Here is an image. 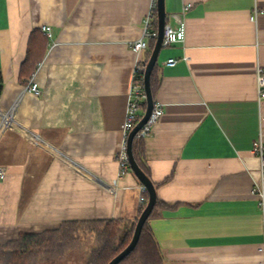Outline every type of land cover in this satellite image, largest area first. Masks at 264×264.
Returning <instances> with one entry per match:
<instances>
[{
    "label": "crops",
    "instance_id": "crops-1",
    "mask_svg": "<svg viewBox=\"0 0 264 264\" xmlns=\"http://www.w3.org/2000/svg\"><path fill=\"white\" fill-rule=\"evenodd\" d=\"M153 1L0 0V245L67 220L137 216L140 182L119 173L116 156L138 60L132 43ZM165 8L184 39L160 52L163 113L144 138L163 203L149 225L164 264H264V215L252 194L264 187L253 152L264 139V0ZM31 44L37 64L21 79ZM32 79L39 94L26 89Z\"/></svg>",
    "mask_w": 264,
    "mask_h": 264
},
{
    "label": "trees",
    "instance_id": "trees-1",
    "mask_svg": "<svg viewBox=\"0 0 264 264\" xmlns=\"http://www.w3.org/2000/svg\"><path fill=\"white\" fill-rule=\"evenodd\" d=\"M151 29L157 32L156 3L152 14ZM155 40L151 39L149 50L145 52L144 67L146 66ZM30 47L20 69L21 79L24 77L27 69L29 72H32L33 65L35 66L37 64L36 61L32 62V60L36 59L40 50L34 48L32 44ZM159 66V62L157 61L150 79L154 100L155 94L161 85ZM136 81L143 84L144 87V71L138 74ZM2 91L3 77L0 72V97ZM145 108L146 103L143 101L140 105L141 113L138 116L136 124L142 117ZM132 149L135 160L149 176L145 162L144 138L136 135L133 140ZM155 186L157 188L159 184L155 183ZM146 197L148 199V193ZM145 205L146 203L140 206L137 216L131 220H67L63 221L55 230L44 231L42 233H22L17 239L0 245V264L56 263L65 261L74 253L83 255V264H108L113 257L129 244L137 219ZM161 205L163 203L158 200L152 214L142 229L139 242L135 249L119 264H164L163 253L149 225V221L156 207Z\"/></svg>",
    "mask_w": 264,
    "mask_h": 264
},
{
    "label": "built area",
    "instance_id": "built-area-1",
    "mask_svg": "<svg viewBox=\"0 0 264 264\" xmlns=\"http://www.w3.org/2000/svg\"><path fill=\"white\" fill-rule=\"evenodd\" d=\"M155 0L153 1V5L151 7V10L147 14L145 20H144V27H143V33L139 39L134 41L132 43V48L135 51V53L138 55V60L135 65L134 70V79L130 87L128 100H127V106H126V115L125 120L123 123V143H122V149L117 154L116 158L119 164L120 174H123L130 169L129 161H128V155L126 152L127 147V139L130 131L134 128L136 125V121L138 119L140 111V105L143 101H145V91L143 84L136 81V77L140 72H143L144 67V58L143 54L149 50L150 41L151 39L157 38V32L153 31L151 29V22H152V14L153 9L155 8ZM258 15L257 6L255 7V13L252 17V19H256V16ZM171 18L179 21L180 15L179 14H172ZM43 30L46 31L50 35L51 28L50 27H43ZM184 39V30L175 28L173 25L166 23L165 30H164V40H163V47H167L169 45H172L175 42L182 41ZM177 63V59L170 58L166 61L165 65L167 66H174ZM257 83H258V98L259 101H264V70L259 68L257 73ZM26 89L34 94L40 93V88L38 84L32 79L30 83L27 85ZM163 113L162 106L158 103H155V106L153 108L152 114L150 116L149 121L147 124L140 130V132L137 134L139 137H147L151 134L153 125L158 121V119L161 117ZM253 152L258 157L260 162V172L262 177H264V139L262 136H260L256 141L253 143ZM6 178V170L3 167H0V181L5 180ZM139 196L137 199L138 206H142L145 203H147V189L142 184H139ZM252 194L259 199V205L262 209L263 215H264V187L260 185H255V187L252 190ZM262 251H264V247L261 248Z\"/></svg>",
    "mask_w": 264,
    "mask_h": 264
},
{
    "label": "water",
    "instance_id": "water-1",
    "mask_svg": "<svg viewBox=\"0 0 264 264\" xmlns=\"http://www.w3.org/2000/svg\"><path fill=\"white\" fill-rule=\"evenodd\" d=\"M156 10H157V38L155 40L154 46L151 50L150 56L145 66L144 70V91H145V103L146 108L145 111L134 126V128L130 131L127 139V147L126 152L128 155V161L130 165V169L139 182L146 187L148 193V200L147 203L140 213L136 226L134 229V233L129 244L115 257H113L108 264H119L125 257H127L136 247L137 243L139 242L142 229L149 219L150 215L152 214L157 201V188L151 178L146 174V172L139 166L137 161L135 160L133 154V140L135 136L140 132V130L147 124L152 114L153 108L155 106V100L151 88V75L155 68V65L159 59V55L163 47V40H164V30L165 25L167 23V12L165 8V0H156Z\"/></svg>",
    "mask_w": 264,
    "mask_h": 264
},
{
    "label": "rangeland",
    "instance_id": "rangeland-1",
    "mask_svg": "<svg viewBox=\"0 0 264 264\" xmlns=\"http://www.w3.org/2000/svg\"><path fill=\"white\" fill-rule=\"evenodd\" d=\"M83 255L79 253H74L72 256L67 258L65 261L56 263H46V264H83Z\"/></svg>",
    "mask_w": 264,
    "mask_h": 264
}]
</instances>
